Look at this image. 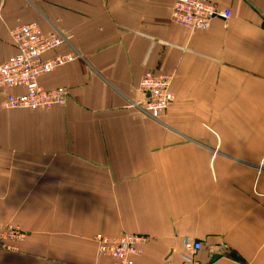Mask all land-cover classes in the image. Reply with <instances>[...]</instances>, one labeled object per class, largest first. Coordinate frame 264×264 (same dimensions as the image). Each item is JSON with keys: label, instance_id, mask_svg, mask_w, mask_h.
Wrapping results in <instances>:
<instances>
[{"label": "crops", "instance_id": "obj_1", "mask_svg": "<svg viewBox=\"0 0 264 264\" xmlns=\"http://www.w3.org/2000/svg\"><path fill=\"white\" fill-rule=\"evenodd\" d=\"M211 1L231 18L193 30L175 0H0V63L30 22L78 56L40 79L64 105L0 90V223L26 232L0 264H109L99 233L147 236L138 264H180L185 238L207 264H264V0ZM148 71L174 76L160 119L134 106Z\"/></svg>", "mask_w": 264, "mask_h": 264}, {"label": "built area", "instance_id": "obj_2", "mask_svg": "<svg viewBox=\"0 0 264 264\" xmlns=\"http://www.w3.org/2000/svg\"><path fill=\"white\" fill-rule=\"evenodd\" d=\"M232 10L211 0H175L172 19L176 24L193 30H206L217 18L230 19ZM12 43L16 52L0 63V90H4V108L46 110L55 105H64L69 89L65 86L46 88L40 82L42 76L52 73L77 59L69 47L68 38L58 30L43 29L38 23L19 24L11 29ZM65 46V49H63ZM173 74H156L148 71L141 80L142 100L134 106L154 119H160L176 99L173 91ZM23 89L22 93L7 92ZM263 166H259V172ZM26 232L16 224L0 223V251L17 250V242L23 241ZM97 258L111 260L109 264H138L134 255L138 244L147 241L139 234H123L111 238L99 233ZM201 241L185 238L180 264H207L198 258ZM103 264V263H97Z\"/></svg>", "mask_w": 264, "mask_h": 264}, {"label": "water", "instance_id": "obj_3", "mask_svg": "<svg viewBox=\"0 0 264 264\" xmlns=\"http://www.w3.org/2000/svg\"><path fill=\"white\" fill-rule=\"evenodd\" d=\"M232 256L235 258V259H242L241 258V256H239V254L236 252V251H232ZM219 256H217V255H215L214 257H213V260H215L216 258H218Z\"/></svg>", "mask_w": 264, "mask_h": 264}, {"label": "rangeland", "instance_id": "obj_4", "mask_svg": "<svg viewBox=\"0 0 264 264\" xmlns=\"http://www.w3.org/2000/svg\"><path fill=\"white\" fill-rule=\"evenodd\" d=\"M122 235H123V234H122ZM120 236H121V235H120ZM143 236H144V235H143ZM146 237H147V236H146ZM147 240H148V237H147ZM145 242H146V241H145ZM141 243H143V242H141ZM139 244H140V243H139ZM139 244H138V245H139Z\"/></svg>", "mask_w": 264, "mask_h": 264}, {"label": "bare ground", "instance_id": "obj_5", "mask_svg": "<svg viewBox=\"0 0 264 264\" xmlns=\"http://www.w3.org/2000/svg\"><path fill=\"white\" fill-rule=\"evenodd\" d=\"M13 110V109H12Z\"/></svg>", "mask_w": 264, "mask_h": 264}]
</instances>
